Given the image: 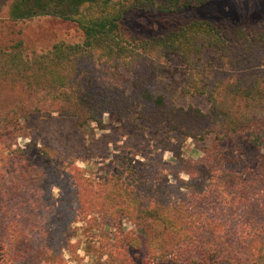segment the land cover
I'll use <instances>...</instances> for the list:
<instances>
[{
	"label": "trees",
	"instance_id": "trees-1",
	"mask_svg": "<svg viewBox=\"0 0 264 264\" xmlns=\"http://www.w3.org/2000/svg\"><path fill=\"white\" fill-rule=\"evenodd\" d=\"M212 1L8 2L9 20L51 16L75 23L83 38L54 44L32 59L0 46V264H67L64 251L80 260L71 243L72 223L89 212L119 228L109 264H129L130 251L142 244L155 260L264 264V152L258 147L252 165L239 173L223 168L234 161L228 157L233 149L207 148L194 161L167 139L160 148L175 154L172 164L160 153L145 161L121 155L97 178H103L98 185L69 160L55 183L62 191L54 199L44 176H56L55 159L34 143L24 150L4 144L20 128L24 112H56L73 118L79 128L91 123L103 128L108 113L128 128L140 129L143 122L150 130L194 139L213 134L224 140L264 125V24L231 27L196 18L140 41L120 30L131 9L169 15ZM206 53L211 54L207 61ZM173 61L183 68H172ZM4 82L8 91L1 88ZM180 94L202 95L208 109L178 105ZM237 100L246 106L258 102L263 109L234 108ZM40 164L49 169L42 171ZM123 220L138 225L143 237L123 231Z\"/></svg>",
	"mask_w": 264,
	"mask_h": 264
},
{
	"label": "rangeland",
	"instance_id": "rangeland-1",
	"mask_svg": "<svg viewBox=\"0 0 264 264\" xmlns=\"http://www.w3.org/2000/svg\"><path fill=\"white\" fill-rule=\"evenodd\" d=\"M8 2L0 0V46L8 48L9 53L20 51L25 57L32 59L46 53L54 44L60 42L76 44L82 41V32L73 22L51 16L16 21L7 19L5 11ZM196 18L224 23L231 27L256 28L264 24V0H214L200 8L186 9L169 15L131 9L121 19L120 30L127 38L140 41L163 34ZM210 56V53H206L204 60L207 61ZM171 65L172 68H183L178 61H173ZM1 88L8 91L9 84L4 82ZM176 103L183 107L189 105L199 107L203 111L208 109L206 99L198 94H180L176 98ZM238 104H241L242 108L247 107L250 112L260 113L263 109L258 102H249L246 106L244 101L237 100L234 108ZM103 121V128H99L95 123L79 128L73 118L61 116L56 112L47 116L24 112L21 113L20 128L17 129L15 136L6 138L4 144H12V149L15 150H19L18 148L24 150L29 143H34L55 159L54 167L58 169L53 171L56 176L51 180L44 176L45 186H51L54 199L58 198L62 191L55 183L64 175L62 166L69 160L82 171L84 178L92 180L93 185H98L103 178H97L105 175L121 155L145 161L160 153L164 163L172 164L176 158L175 154L171 150L160 148L167 139L178 145L183 158L194 161L200 160L207 148L233 149L235 158L228 157L234 161L225 163L223 168L239 173L243 171L245 164L252 165V155L257 147L260 152H264V125L255 126L224 140H217L213 134L194 139L177 132L167 134L162 130L153 131L146 128L143 122L139 124L140 129L128 128L118 117L108 113L104 114ZM36 166L42 171L49 169L43 164ZM36 166L31 169L33 175H37ZM180 176L186 177L184 172H181ZM173 177L174 174H169V181H173ZM39 181L37 178L35 183L38 184ZM72 226L75 231L71 230V243L76 248L80 260L75 261L68 251H64L63 257L67 264H109L116 248L112 242L119 231L118 226L110 225L100 215L90 212L84 220H77ZM121 229L125 232L134 230L137 235L143 237L142 229L130 221L123 220ZM130 256L133 260L127 262L129 264H183L182 261L176 262L171 258L152 259L148 257L143 244L132 249Z\"/></svg>",
	"mask_w": 264,
	"mask_h": 264
}]
</instances>
